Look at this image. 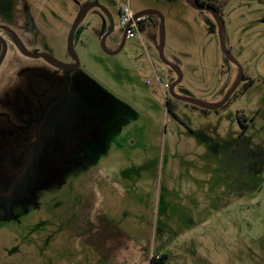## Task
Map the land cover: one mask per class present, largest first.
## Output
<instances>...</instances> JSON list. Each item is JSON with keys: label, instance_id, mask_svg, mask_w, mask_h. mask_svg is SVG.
<instances>
[{"label": "rangeland", "instance_id": "obj_1", "mask_svg": "<svg viewBox=\"0 0 264 264\" xmlns=\"http://www.w3.org/2000/svg\"><path fill=\"white\" fill-rule=\"evenodd\" d=\"M2 1L0 25L28 50L58 60L68 59L67 34L83 4L97 2L110 13L107 49L123 29L120 8L156 10L164 57L182 74L175 94L214 103L235 81L213 19L184 0ZM246 6L233 0L218 14L226 47L248 78L208 114L177 100L174 112L166 110L174 74L158 57V27L137 31L108 55L100 46L107 19L97 8L85 14L73 41L78 73L127 114L114 139L73 155L60 180L47 181L30 200L5 206L0 198V264H153L159 255L165 264H264V24L259 12L247 11L259 7ZM39 65L8 42L0 97L26 89L38 76L29 68Z\"/></svg>", "mask_w": 264, "mask_h": 264}, {"label": "flooded vegetation", "instance_id": "obj_2", "mask_svg": "<svg viewBox=\"0 0 264 264\" xmlns=\"http://www.w3.org/2000/svg\"><path fill=\"white\" fill-rule=\"evenodd\" d=\"M196 1L200 5L212 7L216 12H222L223 7L233 0ZM238 1L247 3L246 7H251L252 3L257 5L259 7L258 10L247 11L259 12L258 22L264 24V0ZM3 2L0 0V3ZM203 12L210 15L207 11ZM153 27H158V18L156 16L139 18L138 31L150 30ZM1 32L6 35L5 38ZM0 37L5 40L7 50L8 42H10L20 53L13 37L9 33L0 30ZM151 37L154 36L151 34ZM122 40L123 29L113 48L108 50L114 51L118 49L122 44ZM126 40L127 36L123 47ZM1 48L2 44L0 43V52ZM35 53L45 52L35 51ZM28 59L33 61L41 60L42 62V65L29 68L30 71L38 74L37 78L28 80L25 84L26 89L17 88L15 96L7 99L0 97V167H3L1 174H5L2 179L6 178L3 182V190H0V193H5L9 190L11 183L27 160L29 147L33 145L32 164L27 172L13 188L9 197L0 196L5 206H9L14 201L20 202L22 199L30 200L34 191L44 188L47 181L60 180L59 174H63L68 164L72 162L73 155L79 154V158L84 156L82 151L85 152L88 147L94 152L100 150L103 141L114 139L113 136L118 134L116 130L118 127L116 126L121 117L127 114L126 108L122 104L101 92L85 77H81L78 73L79 68L70 72L68 77H66L62 71L50 66L41 58ZM60 61L72 63L69 55L67 60ZM46 71L49 72L47 76L45 74ZM237 74L238 70L236 76ZM247 78L242 72L240 84L245 82ZM175 79L176 75L174 74L171 83ZM229 99L230 97L227 102ZM174 100L176 99L171 97L167 90L165 107L168 112H174ZM50 102H53V104L44 117V110ZM227 102L214 111L191 106L199 109L203 114H208L210 112L217 113L218 110L226 106ZM246 129L247 124H242L241 135Z\"/></svg>", "mask_w": 264, "mask_h": 264}, {"label": "water", "instance_id": "obj_3", "mask_svg": "<svg viewBox=\"0 0 264 264\" xmlns=\"http://www.w3.org/2000/svg\"><path fill=\"white\" fill-rule=\"evenodd\" d=\"M184 1H185L186 5H188L190 8H192L196 11H199V12L207 11L210 13V15L212 16V18L215 22V25L217 27L218 42H219L220 51L223 54L225 59L232 62L237 67L238 74L235 78V81L233 82L231 87L227 90V92L224 94V96L218 102L206 103V102H203L200 100L192 99L189 97H182V96L175 94L174 87L178 83H180V81L182 79V74H181L180 69L176 63L171 62L164 57V41H165L164 20H163L162 15L158 11L151 10V9H144V10L137 11V12L133 13L132 21H135L136 19H139L143 16H156L158 18V33H157L158 57H159L160 61L164 65L168 66L169 69L176 75V79L167 87V90H168V93L170 94V96L176 100H179V101H182L184 103L193 105V106L198 107L200 109H204V110H208V111H214V110L221 108L227 102L228 98L232 95V93L235 91V89L237 88V86L239 85V83L241 81L242 69L238 66V64L233 59V57L230 55V53L226 47V44L224 41V24H223V21H222L220 15L218 14V12H216L212 7H206V6L200 5L196 0H184ZM91 8H97L105 16V18L108 21L107 31L103 32L100 36V46H101L102 51L108 55L117 54L123 47L124 41L126 39L127 30L129 29L132 21H130L123 28V40H122L121 46L114 51L108 50L106 48V45H105L106 38L113 32L114 22H113V19H112L110 13L108 12V10H106L102 5H100L97 2H87V3L83 4L82 6H80L78 13H77L70 29H69V32H68L67 38H66V51H67L69 58L71 59L72 63H64V62L58 60L57 58H55L54 56H52L48 53L31 52L24 46V44L22 43L20 38L15 34V32L11 28H9L7 26L0 25V30H3L5 32L9 33L13 37V39L17 45V48L22 55H24L25 57L31 58V59L41 58L45 62H47L50 66L62 71V73L66 77H68L70 72L75 71L79 68L80 63H79L78 56L74 50V44H73L74 35H75V32L77 30L79 23L81 22V20L85 16V14ZM0 43L2 44V48H1V52H0V65H1V63L5 57V54H6L7 45H6L5 40L1 37H0ZM52 104H53V102H50L46 106V108L44 110V117L46 116V114H47V112L50 109ZM42 120H41V122H42ZM32 148H33V145H31L29 147L27 160H26L23 168L19 172V174H17L16 177L14 178L13 182L10 185L9 190L5 193H0V196H8L9 197L13 191V188L16 186V184L25 175L28 168L32 164V157H33Z\"/></svg>", "mask_w": 264, "mask_h": 264}, {"label": "built area", "instance_id": "obj_4", "mask_svg": "<svg viewBox=\"0 0 264 264\" xmlns=\"http://www.w3.org/2000/svg\"><path fill=\"white\" fill-rule=\"evenodd\" d=\"M133 13L127 6H123L119 10L120 25L124 28L130 21H132ZM138 20L132 21L129 29L127 30V37H133L138 31Z\"/></svg>", "mask_w": 264, "mask_h": 264}, {"label": "trees", "instance_id": "obj_5", "mask_svg": "<svg viewBox=\"0 0 264 264\" xmlns=\"http://www.w3.org/2000/svg\"><path fill=\"white\" fill-rule=\"evenodd\" d=\"M166 258L167 257L165 255L153 256L151 258V263H153V264H165Z\"/></svg>", "mask_w": 264, "mask_h": 264}]
</instances>
